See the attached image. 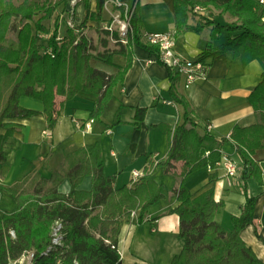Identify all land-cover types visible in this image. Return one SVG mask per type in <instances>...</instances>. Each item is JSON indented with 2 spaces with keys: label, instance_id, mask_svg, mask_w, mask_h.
I'll return each instance as SVG.
<instances>
[{
  "label": "trees",
  "instance_id": "trees-1",
  "mask_svg": "<svg viewBox=\"0 0 264 264\" xmlns=\"http://www.w3.org/2000/svg\"><path fill=\"white\" fill-rule=\"evenodd\" d=\"M85 3L86 20L98 19L105 0H98L95 13L90 11L89 1ZM59 4L50 0H23L18 4L0 0V128L7 119L36 113L20 105L22 96L43 102V113L51 127L60 116L57 95L72 99L83 92L96 97L91 117L100 119L115 87L123 83L132 66L134 44L158 52L156 45L142 41L138 0L131 4L133 32L128 42L117 41L104 52L96 51L83 25L69 26L66 35L61 36L58 22L53 28L43 23ZM197 6L204 11H197ZM174 7L176 32L195 31L205 42L198 61L232 52L244 64L253 60L262 64V79L248 97L257 121L248 126L236 125L229 137L218 139L209 132L201 134L198 125L189 119L193 113L190 104L176 98L186 109L184 121L175 127L158 125L169 135L166 157L158 162L149 157L143 176L133 187H118L116 176L106 173L99 143L78 148L56 170L45 163L50 178L36 171L7 188L18 207L0 215V264H10L27 252L34 253L33 264L56 259L61 264H122L118 238L123 224L135 210L140 211L139 220H143L149 207L163 198L164 185L153 174L158 168L171 173L179 161L183 162V170L173 191L179 204L169 212L179 216L183 248L171 264H264L241 236L248 224H254L260 232L254 218L257 197L244 189L246 203L239 215H231L233 229L228 231L216 220L224 202L216 200L214 188L194 194L185 181L200 169H215L225 155L224 145L230 144L243 162L242 178H253L264 186V159L254 158L264 148V5L259 0H174ZM226 13L235 20H217V15ZM192 18H196V24L190 23ZM100 32L110 36L104 29ZM38 33L47 35L45 43L39 42ZM114 37L118 40L117 34ZM116 54L126 57V64L116 74L91 65L92 59L112 65ZM145 113V108H138L137 119H143ZM13 132L8 130L6 138ZM7 159L8 154L0 152V163L5 164ZM86 176L92 177L89 191L78 188ZM217 177L213 173L210 180ZM66 179L72 189L62 193L59 186ZM57 222L61 225L60 244L53 242Z\"/></svg>",
  "mask_w": 264,
  "mask_h": 264
},
{
  "label": "crops",
  "instance_id": "crops-1",
  "mask_svg": "<svg viewBox=\"0 0 264 264\" xmlns=\"http://www.w3.org/2000/svg\"><path fill=\"white\" fill-rule=\"evenodd\" d=\"M13 1L18 4L23 0ZM50 1H60V4L53 16L43 23L53 28L58 22L61 36L66 35L69 26L83 25L85 34L95 45L98 41L103 46H108L112 41L108 35L104 34V37L100 32L113 14L121 12L111 0H105L98 19L88 20L85 0ZM88 1L90 11L95 13L98 0ZM123 1L128 5L132 4V0ZM138 2L143 34L176 31L174 0ZM203 11L202 8L199 12ZM39 17L41 15L37 18ZM216 18L221 22L235 20L229 13L217 15ZM196 21V18L190 19L191 24H196ZM176 34V52L187 59L197 60L205 46L201 35L195 31ZM37 36L39 42L47 41L46 34L38 33ZM113 47L109 45L106 49ZM113 60L114 64L110 65L92 59L91 65L112 75L126 64V57L116 54ZM204 61L208 64L206 78L185 89L182 78L159 62L156 52L134 44L132 66L123 83L115 87L100 119L91 117L96 97L83 92L72 99L57 95L56 108L60 110V116L56 125L51 127L43 113V102L22 96L20 105L36 113L28 117L7 119L5 126L0 128V152L8 154L7 162L0 163V215L18 207L15 197L7 190L8 187L36 171L43 177L50 178L51 171L45 168V163L51 170H56L67 155L89 144H100L105 171L108 175L116 176L118 187H133L139 181L132 180L134 170L144 174L149 157L156 162L163 161L166 157L169 135L158 125L175 127L184 121L186 109L176 98L185 99L190 104L193 113L189 115V119L198 125L201 134L209 132L221 139L229 137L236 125L248 126L255 123L257 116L248 97L262 79V64L258 60L244 64L242 58L234 56L232 52ZM138 108L146 109L141 120L136 116ZM8 130L14 132L6 138ZM223 152L236 162V175H229L226 165L221 163L215 169L207 167L190 174L186 177V186L194 194L214 188L216 200L224 202L216 220L228 231L233 229L231 215H239L246 203L244 189L247 188L250 195L256 196L254 218L260 232H257L254 224H248L241 231V236L257 256L264 260V186L253 178H242L243 162L230 144L224 145ZM254 158L264 159V148L258 150ZM182 170L183 162L179 161L171 173H164L162 168L154 172L156 181L164 185V196L149 207L143 220H139L140 211L135 210V215L123 224L118 238L122 264H171L172 259L182 250L179 216L169 212L179 204L173 191L178 185ZM213 173L218 177L212 182L210 176ZM78 188L91 190L92 177L86 176ZM71 189L72 184L68 179L59 186L62 193H69ZM27 258L28 253H25L10 264H26ZM46 264H61V261L56 259Z\"/></svg>",
  "mask_w": 264,
  "mask_h": 264
},
{
  "label": "built area",
  "instance_id": "built-area-1",
  "mask_svg": "<svg viewBox=\"0 0 264 264\" xmlns=\"http://www.w3.org/2000/svg\"><path fill=\"white\" fill-rule=\"evenodd\" d=\"M259 1L264 5V0ZM111 2L119 8L121 12L119 11L113 14L112 17L104 23L103 29L110 33L109 37L114 42L120 41L126 44L128 42L129 35L133 32L131 18L134 6L132 7L131 5H128V3L123 0H111ZM196 10L200 11L202 8L197 6ZM114 34H117L118 40L115 39ZM143 39L146 43L156 45L158 47L157 60L169 67L177 76L182 78L185 89L190 88L196 81L206 78L208 64L205 61L187 59L176 52L175 47L177 43V34L175 30L145 33L143 34ZM208 127L210 128V125H208ZM221 163L226 165L229 175H236L237 165L234 160H232L229 156L224 155L217 165ZM132 176L133 182H137L143 174L140 171L134 170L132 172ZM135 213L136 211H133L132 216H134ZM60 226L59 222H57V228L55 229L53 239L54 244H60ZM12 234L14 233L12 232ZM27 253L28 258L26 260V264H33L34 253Z\"/></svg>",
  "mask_w": 264,
  "mask_h": 264
},
{
  "label": "rangeland",
  "instance_id": "rangeland-1",
  "mask_svg": "<svg viewBox=\"0 0 264 264\" xmlns=\"http://www.w3.org/2000/svg\"><path fill=\"white\" fill-rule=\"evenodd\" d=\"M75 1H78V0H74V2ZM72 13V12H71ZM102 29V28H101ZM100 31V30H99ZM100 33V32H99ZM100 35V34H99ZM102 36H104L105 37V35H104V33H102ZM99 37V36H98ZM112 40V39H111ZM93 45H94V47L96 48L97 47V49H96V51H100V52H104V51H107L108 49H106L109 45L111 46V47H113L114 46V42H113V40L112 41H110L109 42V45L108 46H103L102 44H100L98 41L96 42V45L93 43Z\"/></svg>",
  "mask_w": 264,
  "mask_h": 264
}]
</instances>
